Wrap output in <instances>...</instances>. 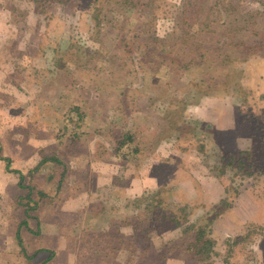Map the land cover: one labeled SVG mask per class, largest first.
<instances>
[{
    "label": "rangeland",
    "instance_id": "obj_1",
    "mask_svg": "<svg viewBox=\"0 0 264 264\" xmlns=\"http://www.w3.org/2000/svg\"><path fill=\"white\" fill-rule=\"evenodd\" d=\"M239 83L264 118V0H0V156L35 218L17 242L0 216V264H199L177 203L217 264H264V148L242 145L261 172L245 189L189 176L234 146L187 106Z\"/></svg>",
    "mask_w": 264,
    "mask_h": 264
},
{
    "label": "crops",
    "instance_id": "obj_2",
    "mask_svg": "<svg viewBox=\"0 0 264 264\" xmlns=\"http://www.w3.org/2000/svg\"><path fill=\"white\" fill-rule=\"evenodd\" d=\"M239 85L244 89L242 93L243 95L239 94V96L232 97L229 95L203 96L197 102L188 105L185 110V114L188 118L203 125L201 131H204V133H212L210 137H205V140L207 142H215L214 134L216 132H219V137L220 139L226 141V146H234V150L228 149L226 151L227 153L221 155L223 158L229 157L231 155H238V153L241 151L246 152L243 157L245 160L249 158V160L252 161L253 174L251 176H246L240 179H232L234 181L231 184L237 185L238 188L242 187V190L249 187L247 183L250 180H254L255 176H258V172L259 175L261 174L256 162L260 159H256L254 155V158H252V154L247 151L248 149L246 147H242V145L246 146L247 144H253L261 146L262 149L264 148V118L261 115V98L257 96L256 93H254L257 96L256 101L254 99L252 90H249L241 83H239ZM250 100L253 104V107H249L247 105ZM257 102L260 105L261 109L257 105ZM249 112L250 114H248ZM253 113L256 115V118H254L253 121L248 122L249 115ZM0 158H2V156H0ZM215 162L216 158L213 161L212 165L210 164V162L205 163V165H207V167L209 168L206 172V178H202V176H200L198 173H192L189 175L193 177V187H199L198 191L200 193H208L210 185L209 182L211 180L225 179V177L230 179L231 177L229 173L218 175L214 169L216 165ZM10 171H12L11 168L6 169V164L5 166H3V169H0V198L2 197V200H0V216L3 217L4 222L16 225L15 233L18 231L20 235V240L16 239V241L21 242L24 232L31 231L30 224L27 220L35 218L33 217V211H26V206L24 203V188H26L24 187L25 185L22 184L21 186H19L17 179L13 178L12 174H10ZM191 171L192 170H190V172ZM198 183L200 184V186L198 185ZM184 185L187 186L188 184L185 183ZM224 191H227V189H224ZM237 191L240 190L238 189ZM70 201L72 204L75 202V205H77V202L75 200ZM106 212L107 214H109L108 211H104V215ZM96 214L98 215L97 218L99 220L101 218L100 212ZM105 217H109V215H105ZM101 220L104 221L103 218H101ZM113 220L115 221L109 225L108 229H110L111 227L121 228L124 225V223L121 221L123 219L117 220V218H114ZM113 220L109 219V222Z\"/></svg>",
    "mask_w": 264,
    "mask_h": 264
},
{
    "label": "trees",
    "instance_id": "obj_3",
    "mask_svg": "<svg viewBox=\"0 0 264 264\" xmlns=\"http://www.w3.org/2000/svg\"><path fill=\"white\" fill-rule=\"evenodd\" d=\"M132 138L131 136L125 141H118L117 143V149H121V147L125 146L127 143L131 142ZM246 152L241 151L238 153V155H231L229 157L223 158L216 157V165H215V171L218 175H224L226 173H229L230 179L235 178H244L246 176H251L253 174L252 170V161L244 159V155ZM1 160L5 161L6 169H9V158L2 157ZM43 161H49L54 160L56 162L55 158H51L46 156L45 158H42ZM244 159V160H243ZM41 159L39 162L36 163V166L32 168L29 171V174H33L35 171H37L38 167L43 162ZM59 162V161H57ZM14 173L18 176V185H22L23 181V175L19 170L12 169ZM28 189V193L24 196L25 200L32 201L31 198V186H24ZM34 208V206H29L26 208V211L31 210ZM189 215V207L187 204H181L177 203L176 212L170 216V219L172 222H174L175 226L181 230L182 234L186 235V237H189V240L187 242V249L191 252V254L194 256V258L199 262V264H217L215 258H217L218 252L214 245V240L209 235V226L208 225H198L193 222H190L188 220ZM24 225V224H22ZM262 231H264V228H261ZM16 239L20 240L19 232L17 231L15 233ZM231 252L230 247L227 250V253L229 254ZM229 256L226 255V258L222 260L219 264H228L227 262ZM221 261V260H220Z\"/></svg>",
    "mask_w": 264,
    "mask_h": 264
}]
</instances>
